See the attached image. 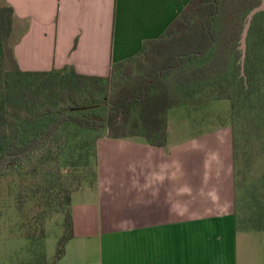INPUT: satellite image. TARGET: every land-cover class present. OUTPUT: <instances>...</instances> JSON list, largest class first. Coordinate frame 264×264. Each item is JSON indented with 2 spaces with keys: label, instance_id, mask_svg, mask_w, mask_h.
<instances>
[{
  "label": "crops",
  "instance_id": "obj_1",
  "mask_svg": "<svg viewBox=\"0 0 264 264\" xmlns=\"http://www.w3.org/2000/svg\"><path fill=\"white\" fill-rule=\"evenodd\" d=\"M190 1L0 3L12 8L9 41L22 70L69 66L81 74L106 77L115 63L135 57L146 41L163 36ZM186 123L193 138L206 146L212 144L208 132L190 130L193 121L187 119ZM228 126L229 147L225 152L220 149L212 153L213 163L205 156L201 165L196 153L168 150L177 141L171 137L179 136L170 118L165 146L143 143L138 136L101 138L97 180L91 187L74 192L72 199L81 192L114 194V182H122L120 177L125 175L131 177V183L125 184L128 200L123 214L117 216L111 213L107 200L102 203L107 212L101 220L103 227L94 254L85 248L75 253L66 249L59 264H79L81 258L85 259L81 264H239L238 236L253 233H262L264 264V231L245 232L236 227L233 132ZM119 158L131 160L132 165L119 170L114 166ZM190 172L201 178L189 186ZM73 241L74 237L67 246Z\"/></svg>",
  "mask_w": 264,
  "mask_h": 264
},
{
  "label": "trees",
  "instance_id": "obj_2",
  "mask_svg": "<svg viewBox=\"0 0 264 264\" xmlns=\"http://www.w3.org/2000/svg\"><path fill=\"white\" fill-rule=\"evenodd\" d=\"M261 2L191 0L163 36L146 41L135 57L115 63L106 77L81 74L69 66L47 71L22 70L9 41L12 8L0 3V64L10 65L14 84L27 78L49 79L51 87L60 80L67 84L57 91V102L62 107L53 102L36 103L21 117L1 112V96L0 122L14 131L0 136V175L22 167L68 126L83 133L70 147L72 152H81L87 146L82 169L92 156H97L95 146L105 136H138L152 145L165 146L170 110L191 103L228 99L232 116L246 112L257 127L264 128V10L253 17L244 61L241 48L248 13ZM231 127L235 161L237 133L236 127ZM72 152L70 156L74 155ZM60 162L57 159L48 172H60ZM96 180L97 169L92 185ZM46 188L48 206L56 205L67 212L68 234L58 250L59 260L66 240L73 235V192L64 195L66 187H56L54 183ZM25 197L27 194L21 192L19 208L24 207ZM235 201L237 229L264 231V176L242 192H238L236 181ZM38 224L39 229L30 231L29 239L44 241L45 228L39 221Z\"/></svg>",
  "mask_w": 264,
  "mask_h": 264
},
{
  "label": "rangeland",
  "instance_id": "obj_3",
  "mask_svg": "<svg viewBox=\"0 0 264 264\" xmlns=\"http://www.w3.org/2000/svg\"><path fill=\"white\" fill-rule=\"evenodd\" d=\"M11 75L10 65L0 64V98L1 96L4 98L1 112L5 115L21 117L30 111V105L33 107L36 103L53 102L58 108L62 107L61 102H57V91L60 87L67 86L65 80H60L55 87H51L50 80L46 78H27L14 84L16 81ZM169 118L173 121L174 130H179V136L171 137L172 141L174 139L177 141L175 144L172 142L173 148L168 150L196 153L202 162L200 165L203 164L201 159L205 156L213 163L212 153L220 149L222 152L226 151V146L230 145L228 125H234L237 133L235 174L238 192L257 183L264 176V128L257 127L246 112L241 111L239 115L232 116L230 100H210L197 105L191 103L187 106L174 107L169 112ZM187 119L194 123H192L194 127L191 126L189 129L208 132L212 144L206 146L193 138L186 130ZM13 131L14 129L5 122H0V136H8ZM81 137L83 133L76 132L73 126H68L22 167L6 175H0V264L60 263L57 254L68 234L67 212L56 205L48 206V194L44 190L50 183H54L56 187L65 186L67 190H64V195H68L92 186L97 169L98 143L95 146L97 156H92L86 168L82 169L87 146L80 149L81 152L70 151L71 145ZM139 139L147 143L145 138ZM140 151L143 153L145 149ZM71 152L74 155L70 156ZM57 159L61 161L60 172H48ZM128 164L132 165L131 160L119 158L114 162V166L116 165L119 170L129 167ZM193 172H190L189 186L193 185L199 176ZM130 178L123 175L120 177L122 182L115 181L114 194L105 192L102 196L97 192L94 195L81 192L74 195L70 206L74 241L68 247V242L73 237L67 239L64 250L72 249L75 253L85 248L90 254L96 252L103 227L101 220L107 212L102 203L104 200L108 201L113 215L123 214V206L128 200L125 184L128 186L131 183ZM21 192L26 193L27 197L24 207L19 208ZM38 221L41 227L45 228L47 234L45 242L41 239H29L30 231L39 229ZM262 240V233L238 236V263L262 264ZM73 245L76 247L73 248ZM79 261L84 263L85 259L81 258ZM73 264L77 263L74 261Z\"/></svg>",
  "mask_w": 264,
  "mask_h": 264
},
{
  "label": "water",
  "instance_id": "obj_4",
  "mask_svg": "<svg viewBox=\"0 0 264 264\" xmlns=\"http://www.w3.org/2000/svg\"><path fill=\"white\" fill-rule=\"evenodd\" d=\"M264 10V0H262V2L260 3V5L256 6L255 8H253L247 16V22L243 31V35H242V39H241V48L243 50V55H242V59L244 61L245 59V55H246V47H247V43H246V39H247V35L253 20V17L255 16L256 13H258L259 11Z\"/></svg>",
  "mask_w": 264,
  "mask_h": 264
}]
</instances>
